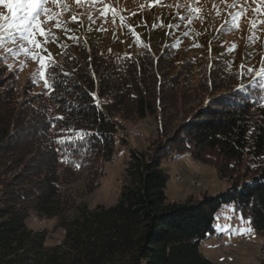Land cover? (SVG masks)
Instances as JSON below:
<instances>
[{"label":"trees","instance_id":"trees-1","mask_svg":"<svg viewBox=\"0 0 264 264\" xmlns=\"http://www.w3.org/2000/svg\"><path fill=\"white\" fill-rule=\"evenodd\" d=\"M58 45L60 61L45 66L51 86L40 90L35 79L19 83L0 59V87L6 84L0 97V264H215L199 243L214 233L216 214L227 202L264 236L262 79L209 65L206 78L192 83L186 62L179 72L169 71L173 41L123 59L77 32ZM219 88L222 94L207 95ZM157 112L155 143L127 148L116 202L92 210L78 205L77 196L92 191L104 172L121 120ZM184 151L229 186L166 202L169 174L162 162ZM29 160L33 178L22 170L10 175L11 165ZM82 175L80 189L69 187ZM73 208L61 244L46 247L45 231L27 226L30 211L62 217Z\"/></svg>","mask_w":264,"mask_h":264},{"label":"rangeland","instance_id":"rangeland-1","mask_svg":"<svg viewBox=\"0 0 264 264\" xmlns=\"http://www.w3.org/2000/svg\"><path fill=\"white\" fill-rule=\"evenodd\" d=\"M41 7L52 15L42 12ZM37 12L40 28L46 31L42 36L33 28L40 49L19 38L16 28L9 27L13 22L5 19L9 17L8 10L0 5V59L8 70L17 72L19 83L35 79L36 90L45 87L40 73L45 72L46 64L51 60L60 61L58 44H67L69 36L75 32L82 40L107 45L113 49L115 57L121 59L135 55L143 46L151 48L160 43L163 47L173 41L176 59L169 71L179 72L181 63L186 62L189 66L186 73L192 83L206 78L209 65L225 67L226 73H243L250 81H264V0H42ZM48 30L55 39L47 35ZM41 58L44 67H41ZM3 86L0 97L4 95L1 94ZM223 92L219 88L210 94L207 91V95ZM191 104L196 107L202 102ZM159 114L121 120L116 133L119 140L110 159L104 162V172L92 191L77 196L78 205L92 210L98 205L107 207L116 202L123 183L121 174L128 157L127 148L142 149L155 143ZM30 129L28 127L26 134L31 133ZM28 157L29 154L26 159ZM31 163L29 160L11 165L10 175L22 170L33 178L35 169L31 168ZM34 163L39 165L35 160ZM162 164L169 174L166 202L217 194L229 186L212 166L193 159L186 151L165 157ZM83 182L82 175L69 187L80 189ZM23 184L25 181L19 186ZM76 211L75 208L68 210L62 217H46L30 211L27 226L44 230V244L50 248L63 242L62 225L72 219ZM247 221L246 218L242 221L231 203L223 204L216 214L214 233L199 243L201 253L215 264H262L264 236L253 232L238 234L239 230L250 227Z\"/></svg>","mask_w":264,"mask_h":264},{"label":"snow or ice","instance_id":"snow-or-ice-1","mask_svg":"<svg viewBox=\"0 0 264 264\" xmlns=\"http://www.w3.org/2000/svg\"><path fill=\"white\" fill-rule=\"evenodd\" d=\"M42 3V0H0V5H3L9 12V17H5V19H10L13 23L9 24V27L16 28L17 32L19 33V38L22 41H26L28 44L35 46V48L40 49L41 45L34 39L35 32L33 28L35 27L36 30L39 31V34L44 36L46 35V31L40 28V24L38 23L39 13L37 12L38 6ZM41 11L48 13L50 16L52 15L49 13L47 8L41 7ZM235 19V17H233ZM59 26V22H58ZM47 35L51 36L52 39H55L53 33L50 30L47 31ZM23 48V45L21 46ZM36 56H33V59H36ZM41 67H44L43 58H41ZM251 71V69H249ZM264 72V70H262ZM261 73H257L260 75ZM41 77H45V73H40ZM51 84L49 80L45 79V87H50ZM261 88H264V84H261ZM58 120L65 119L63 116L57 117ZM63 132V129L61 130ZM57 143H64V138H59ZM79 167V165H77ZM242 221L243 218L241 217ZM251 218L248 219L247 223L251 224ZM254 229L251 227H247L244 229L239 230L238 234L244 235L247 233L253 232Z\"/></svg>","mask_w":264,"mask_h":264}]
</instances>
